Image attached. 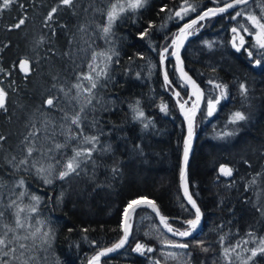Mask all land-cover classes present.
<instances>
[{
  "label": "trees",
  "instance_id": "trees-1",
  "mask_svg": "<svg viewBox=\"0 0 264 264\" xmlns=\"http://www.w3.org/2000/svg\"><path fill=\"white\" fill-rule=\"evenodd\" d=\"M58 2L14 0L8 8H0V88L7 93L6 107L0 109V135L5 137L0 141V235L4 224L15 227L17 209L9 207L15 200L25 209L21 218L29 226L18 229L16 235L23 237L25 231L40 229L35 237L19 241L34 249L44 248L43 256L32 252V263L86 264L94 253L118 242L122 213L131 200L150 198L174 229L187 230L184 221L194 218L179 185L184 124L169 94L171 86L162 80L160 54L181 24L205 8L222 5L223 0H188L197 10L183 17H176L175 12L184 0H146L143 7L122 13L107 36L102 29L116 0H73L71 7L60 6L46 24L47 13ZM262 3L251 0L249 10L259 16ZM78 5L85 7L94 22L77 19ZM240 7L196 24L191 31L197 34L182 52L187 70L204 94L194 121L195 141L188 166L189 190L203 215L199 232L186 240L174 239L161 229L152 212L140 208L131 218L127 246L101 264H228L224 247L251 240L249 232L264 237L260 211L264 209V63H254L264 61V55L253 47L254 36L248 33L241 32L245 44L240 51L232 46V28L247 23L243 16L231 19ZM21 18L24 24L12 27ZM146 29L147 34L141 36ZM248 51L253 52L251 58ZM24 58L29 60L28 74L20 68ZM90 62L98 71L107 68L97 79L88 104L89 94L83 89L78 94L74 85L91 86L82 78L90 72ZM165 69L184 98L186 88L172 59L165 61ZM91 75L95 78L94 72ZM216 83L227 85V95L209 116L208 100L220 95ZM240 83L247 86L246 96L240 93ZM49 98H55L52 107L45 103ZM161 104L166 111H161ZM136 109L143 117L134 118ZM236 111L246 119L231 123ZM77 112L81 114L79 126L70 119ZM31 132L35 136L29 142L36 151L27 165L14 168L8 160L15 156L18 163L24 158L22 142ZM84 136L98 137L91 158L82 160L78 175L60 180L59 171L73 149L92 147ZM57 144L64 147L57 149ZM48 165H53L51 184H45L36 171ZM221 165L233 169L230 177L220 174ZM113 168L118 171L113 173ZM254 178L255 183H250ZM21 179L23 187L17 184ZM21 192L27 194L20 197ZM32 195L40 197L38 204ZM32 206L37 208L35 213L28 212ZM43 232L51 233L47 242ZM221 236H225L223 245ZM164 241L189 247L178 249ZM137 243L153 251L135 252ZM257 243L241 245L237 249L240 258L232 254L231 264H242L251 255L244 249ZM170 252L176 257L167 255ZM249 264H264V255L258 254Z\"/></svg>",
  "mask_w": 264,
  "mask_h": 264
},
{
  "label": "snow or ice",
  "instance_id": "snow-or-ice-1",
  "mask_svg": "<svg viewBox=\"0 0 264 264\" xmlns=\"http://www.w3.org/2000/svg\"><path fill=\"white\" fill-rule=\"evenodd\" d=\"M14 0H3L2 3H0V8H8L11 3H13ZM146 0H127V3L124 2V0H116L115 3H112L107 11V23L103 26V33L107 36L111 32V28L113 23L120 17L122 13H124L128 9H137L143 7ZM249 3L250 0H231V2H228V0H223V7L217 6L216 8H209L207 11H205L202 15H199L197 17L198 20H204L206 17L215 16L218 13H224L228 9H236L237 7H240L239 11H236V15L232 16V20H236L238 17H245L246 24H241L239 27H233L232 33H233V41L232 46L236 48L237 51H240L241 48L245 44L244 36L241 35V32L248 33L249 35L254 36L255 44L253 45L254 48H258L260 50V54L264 55V3L260 5L261 12L260 15H256L255 13L251 12L249 10ZM73 5V0H59L58 4L51 7L50 11L47 13V16L45 17V22L48 24L54 19V15L59 11L60 6H67L71 7ZM164 9H162L163 11ZM197 10V6L188 3V0H184L183 4L180 7L179 11L175 12L176 17H183L187 15L189 12H195ZM172 17H169L171 19ZM25 20L21 18L18 23L12 25L14 28H20L21 25H23ZM191 24H196V20H193ZM191 24H185L183 28L180 29V35H178L173 40V45L175 46L176 50L171 52V55L176 56L177 62H178V71L181 72V78L185 79L188 83H191L194 87L195 81L191 80V77H188L187 73L183 71V68L180 67V57H179V47L182 46L184 39L187 38L188 35H191L192 33L188 31V29L191 28ZM55 30L53 29V32ZM147 34V29L144 33H141V36H144ZM43 38H41L42 40ZM238 40V43H237ZM173 45H170L169 47L164 48V50L161 52V64L164 63L165 60V53L169 52V48H171ZM209 47H211V44L209 43ZM104 55V54H101ZM118 55V54H117ZM248 56L251 58L253 56L252 51H248ZM107 60H111V56L106 57ZM96 60V54L93 53V61ZM255 65L259 66L261 63H264L262 60H255ZM20 68L23 72L26 74L30 71L29 67V60L27 58L20 60ZM106 68L100 69L99 71L97 68L93 65V63H89V73H83L82 78L83 80H87L90 87L85 88L82 83H77L74 85V87L78 90L83 89L84 92H87L89 94L88 99L86 103H91V93L94 88L97 86V79L106 74ZM2 71V69H0ZM95 73V78L91 75V73ZM81 77H78V80ZM165 82L166 84L169 83L168 76L165 73ZM210 84H213V81H209ZM215 89H218L220 92V95L215 97V99H209L208 100V115H212V113L215 111L216 104L220 102L221 99H223L227 95V85L222 83H216L214 85ZM240 93L242 96L247 95V86L244 83H240L239 85ZM197 93L198 99L199 96H202L203 94L199 92V89L197 87ZM177 96H179V93H176ZM6 96L7 93L3 88H0V109H5L6 107ZM55 98H49L45 103L52 107L54 106ZM138 103V102H137ZM161 111H166V105L161 104ZM183 105H181V108L183 109ZM195 107H199V104L197 103ZM81 112H83V107L81 108ZM137 115L134 118H140L143 117L144 113L140 111L139 109H136ZM194 115V112H193ZM67 118V116H66ZM187 118V117H186ZM71 123L73 125L79 126L81 123V114L80 112H77L74 116L71 118ZM246 119V116L241 111H236L231 116V123H237L239 121H243ZM147 127V125H145ZM227 135H231V133H228ZM35 132L29 133V136L25 137V141L22 143H25L26 148V155L23 159H21L18 163H16V157L13 156L10 160H8L9 164H12L14 168H20L21 166H25L29 162V158L32 157L34 151H36L34 143L29 142L30 137H34ZM191 137H192V123L191 120H189V134L188 137L184 141V153H183V161L180 169V179H181V187L183 188L184 197L187 198V201L189 204H191L192 208L195 209V216L193 219H189L184 221V223L188 226L187 230L181 231L178 229H174L169 223L168 218L161 215L159 209L157 208L154 201L147 199L146 197H142L138 200H131L128 202L127 206L124 209V222H123V230L124 234L119 240L118 243L114 244L111 248L103 249L99 251L95 256H93L89 260V264H99L100 257L106 255L108 252L115 251L118 248H121L126 243L128 236H129V230L131 228V225L129 223L130 215L132 212H135V210L140 206H148L150 207L154 212H156V215L159 216L160 222L163 225L165 229H167L168 232L173 233L175 236L179 237H190L192 236L198 229V226L200 225L202 213L200 211V208L197 206L196 201L192 198V195L189 193L188 190V180H187V165H188V159H189V151L191 148ZM75 138L73 137H69ZM84 142L87 144L92 145L91 148H82V149H73V155L67 159L66 162L62 165V170L59 171L58 178L60 180L65 179L66 177H69L73 174H79V169L81 166L82 160H88L91 158L92 151L95 149V145L98 142V137L96 136H84ZM5 137L3 135H0V141H4ZM57 149L64 147L63 145L57 144L55 146ZM0 149H2V145H0ZM110 149L106 148L105 151H109ZM247 163V162H245ZM57 164H60L59 161H57ZM33 167H35V162H33ZM53 165H48V168L45 169V167L40 166L36 168L37 174L41 175L43 177L45 184H51L53 181L51 178H49L52 174ZM117 168H113V173L117 172ZM219 172L221 175L230 177L232 175L233 169L230 167H227L226 165H221ZM47 173V174H46ZM257 175H260L259 173ZM252 184L255 183V178L250 182ZM17 184L20 187H23L24 181L21 179L17 181ZM27 193L21 192L20 197H24ZM63 195V194H61ZM32 201L36 202L38 204L40 202V197L36 195L31 196ZM16 207L15 215V227H11L8 224H4L3 228L5 231L2 235H0V257H8V259H0V264H12L13 261L19 259L15 255L17 251V247L21 250L26 249V245L24 243H19L20 240H26L28 239L27 236H19L16 235V232L18 229H27L29 226H27L24 223V220L21 218V213L25 211L24 208L17 205V202L11 201L9 204V207ZM37 211V208L35 206H32L28 209L29 213H35ZM262 214H264V209L260 210ZM3 217V213L0 212V218ZM39 223H43L40 221ZM40 232V229L37 228L35 232L30 233L32 237H35L37 233ZM12 234L11 238H9V234ZM42 237L44 239V242H47L48 237L51 235L50 232H43ZM248 237L251 238V240H242L238 241L236 245H232L229 247L223 248V257L225 261L228 262V264H231V256L232 254H235L237 258H240V253L237 252V249L241 247V245H247L249 242H257V246L252 249L245 248V251H250L251 255L247 257V259L242 260V264H249V261H252L254 257H256L258 254L264 255V237L257 238L254 233L249 232L247 233ZM220 242L223 245L225 242V236L220 237ZM94 243V242H93ZM163 243L170 245L171 247L178 248V249H187L189 247V244L187 243H180V242H174V241H164ZM13 244H16L17 247H12ZM199 244L202 246V242H199ZM203 251H207V248H202ZM135 252H139L141 254H144L145 252H152L153 249L151 247H146L143 244L137 243L136 247L133 249ZM24 252L21 251L20 256L23 257ZM167 255L175 258L176 253L170 252ZM21 264H28L27 260H22ZM154 264H160L159 261H155Z\"/></svg>",
  "mask_w": 264,
  "mask_h": 264
},
{
  "label": "water",
  "instance_id": "water-1",
  "mask_svg": "<svg viewBox=\"0 0 264 264\" xmlns=\"http://www.w3.org/2000/svg\"><path fill=\"white\" fill-rule=\"evenodd\" d=\"M250 1H251V0H250ZM228 2H231V1H228ZM223 6H224V4L219 5V7H223ZM216 7H217V6H215V7H208V8H205V9H203L200 13H198L196 16L190 18L189 20H187L186 22H184L183 24H181L180 27L177 29L175 35L171 38V40H170V42H169V44H168L167 47H169L170 45H173V40H174L178 35H180V29L183 28L185 24H191V22H192L193 20H196V24H198L199 22H203L204 20H206V19H208V18H212V17H216V16L224 15V14H227V13H229V12H231V11L234 10V9H228V10H227L226 12H224V13H218V14L215 15V16L206 17L204 20H198V19H197V17H198L199 15H202V14H203L205 11H207L209 8H216ZM237 8H238V7H237ZM196 24H191V28H193ZM191 28H190V29H191ZM190 29H188V31H190ZM191 33H192L191 35H188L187 38L184 39V42H183L182 46L179 47V57H180V65H179V66L183 68V71H184L185 73H187L188 77H191V80H192V81H195V85H196V87H194L191 83H188L185 79H182V78H181V72L178 71V62H177V58H176V56L171 55V52L176 50V48H175L174 45H173L171 48H169V53L165 55V60H167V59H172V60L174 61V66H175L176 73L178 74L179 79L181 80V82L183 83V85H184L185 88H186V97H185V98H182V97H181V94H180V92H179V90H178L176 87H174V86L172 85L171 80H170V78H169V76H168V74H167V72H166L165 66H164V65H165V64H164V63H165V60H164V63L161 64V56H160V70H161L162 80H163L164 83L166 84L165 79H164V77H165V73H166L167 76H168V81H169V83H167V84L171 86V91H169V94H170L171 97L173 98V100H174V102H175V104H176V106H177V109H178V114H179V116H180V118L182 119L183 124H184L183 152H182V157H181V165H182V161H183L184 141H185V139L188 137V134H189V120H191V123H192L191 148H190V151H189V159H188V165H187V180H188V166H189V161H190V157H191L192 152H193V145H194V141H195V133L193 132V125H194V121H195L196 115L198 114V112H199V110H200V108H201V106H202L203 99H204V94H203V90H202L201 86L198 84V82L196 81V79H195V78L190 74V72L187 70L186 65H185V61H184V59H183V57H182V52H183L184 47L186 46V44L188 43V41H189L192 37H194L195 34H196V32H191ZM162 51H163V50H162ZM167 84H166V85H167ZM197 87H198V89H199V92L203 94L202 96H199V99H198V95H199V94L197 93ZM176 93H179V96H177ZM189 101H191L190 103H194V106H193V107L188 106V102H189ZM197 103L199 104V107H195V105H196ZM181 105L184 106L183 109L181 108ZM193 112H194V115H193ZM186 117H187V118H186ZM180 169H181V167H180ZM179 185H180L181 194H182V196H183L185 202H186L187 205L193 210V212H194V216H195V209L192 208L191 204L188 203L187 198L184 197L183 188L181 187L180 171H179ZM188 190H189V186H188ZM189 193H190V190H189ZM190 194H191V193H190ZM140 198H142V197L136 198V199H134V200H138V199H140ZM147 199L151 200L150 198H147ZM155 204H156V203H155ZM126 206H127V205H126ZM156 206H157V205H156ZM197 206H198V205H197ZM140 208H146V209H148L150 212H152V214L155 216V218H156V220H157L159 226L161 227V229H162L167 235H169L170 237H172V238H174V239H177V240H186V239H189V238L193 237L196 233H198V231L200 230V228H201V226H202V223H203V215H202L200 225L198 226L197 231H196L192 236H190V237H179V236H175V235H173V233H171V232H168L167 229H165V228L163 227V225H162L161 222H160V218H159V216H157V215H156V212H154L150 207H148V206H140V207H138L137 209H140ZM157 208H158V206H157ZM124 209H125V208H124ZM137 209H136V210H137ZM158 209H159V208H158ZM200 211H201V210H200ZM133 213H134V212H132L131 215H130V219H129V223H130V225H131V218H132V216H133ZM201 213H202V212H201ZM160 214H161V213H160ZM161 215H162V214H161ZM123 222H124V210H123L122 217H121V232H122L121 237H122L123 234H124V230H123V227H122ZM130 235H131V228H130V230H129V236H128V239H127L126 243L124 244V246L121 247V248L116 249L115 251L108 252V253H106V255L100 257L99 264H101L102 259L107 258V257H110V256H113V255H115L116 253H118L119 251H121L122 249H124V248L127 246L128 242H129V240H130ZM121 237H120V239H121ZM120 239H119V240H120ZM119 240H118V242H119ZM118 242H117V243H118ZM115 244H116V243H115ZM113 245H114V244H113ZM113 245H112V246H113ZM112 246L107 247V248H111ZM107 248H104V249H107ZM101 250H103V249H101ZM101 250H99V251H101ZM99 251H98V252H99ZM98 252L94 253V254H93V255L87 260L86 264H89V260H90L93 256H95Z\"/></svg>",
  "mask_w": 264,
  "mask_h": 264
},
{
  "label": "rangeland",
  "instance_id": "rangeland-1",
  "mask_svg": "<svg viewBox=\"0 0 264 264\" xmlns=\"http://www.w3.org/2000/svg\"><path fill=\"white\" fill-rule=\"evenodd\" d=\"M126 1H127V0H124L125 3H126ZM77 10H78V18H77V19H78L80 22H83L84 20H86L87 22H91V21L94 22V19L91 18L90 15H87V14L85 13L86 9H85L84 6L81 7V6L78 5V6H77ZM190 105H191V107L194 106L193 103H191ZM30 233H32V232H31V231H25V235L28 236V237H31ZM46 250H47V248H46ZM21 251L24 252L23 257L20 256ZM44 251H45L44 248H37V249H34V248H31L30 246H27L26 249L21 250V249H19V248L17 247V251H16L15 255H16L17 257H19V259L13 261L12 264H21V261H22V260H27L28 264H34V263H32V262L30 261V259L33 257L32 252H37V253L40 254V256H43V252H44ZM0 258H1V257H0Z\"/></svg>",
  "mask_w": 264,
  "mask_h": 264
}]
</instances>
